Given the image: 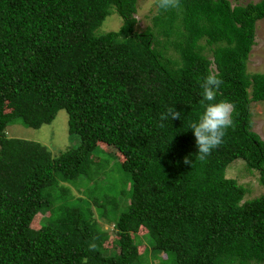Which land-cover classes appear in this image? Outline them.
<instances>
[{"label":"trees","instance_id":"1","mask_svg":"<svg viewBox=\"0 0 264 264\" xmlns=\"http://www.w3.org/2000/svg\"><path fill=\"white\" fill-rule=\"evenodd\" d=\"M137 1L0 0V264H132L140 229L168 257L160 264H264V195L244 200L246 189L225 176L242 160L264 186V141L250 111L264 101V75L246 72L264 0L157 7L152 27L173 35L179 63L156 50L152 28L136 33ZM113 12L120 28L95 35ZM210 70L223 83L202 103ZM221 100L235 106L233 125L201 160L190 124ZM169 107L181 119L161 122ZM61 110L78 145L58 156L5 134L9 124H49ZM100 149L122 159L119 175L73 197L71 186L95 183ZM120 197L129 203L117 215ZM90 200L118 221L117 251L104 248Z\"/></svg>","mask_w":264,"mask_h":264},{"label":"rangeland","instance_id":"2","mask_svg":"<svg viewBox=\"0 0 264 264\" xmlns=\"http://www.w3.org/2000/svg\"><path fill=\"white\" fill-rule=\"evenodd\" d=\"M233 6H244L248 3H257L261 0H229ZM150 0H138L137 1V12L134 17L137 21L135 25L136 33L143 32L146 28H152V32L156 33V30L152 27V18L156 14L157 7L155 6V0H151L152 7L148 8ZM122 18L113 12L105 18L102 24L96 29L95 35H102L107 32L117 31L122 25ZM173 37V35H172ZM172 37H166L163 34L156 33L157 43L155 45L156 50H159L164 60H170L172 62H180V58L175 48L173 47L171 40ZM201 43H204L202 40ZM207 56H210L211 52L207 49L204 51ZM246 72L249 75L263 74L264 75V19L256 23L255 27V38L254 44L251 47L247 63ZM251 119H252V130L259 135L264 141V101L252 102L250 104ZM5 134L10 139H22L26 141H32L43 145L47 148L53 157L60 155L66 150L76 147L78 145V138H71L68 133V114L65 110H61L57 113L54 120L49 123L42 125L37 129L27 128L20 123H14L7 125ZM107 152H112L111 149L105 148ZM100 149L95 154L93 161L96 164L103 165L102 169L97 173L95 183L88 182L87 184L79 185L78 188L71 186V194L75 198H82L83 192L89 187H93L94 184L105 186L111 177H117L119 170L117 163L121 162L122 159L112 153L109 154ZM226 178L234 179L238 185L244 187L247 194L244 200H251L264 195V186L260 182V174L256 170L249 171L245 167L242 160H236L228 166L225 171ZM85 180V179H84ZM82 180V181H84ZM89 188V189H90ZM118 190L121 187L117 188ZM117 210L115 213L119 215L125 206L128 205V198H118ZM94 213L93 218L97 222L99 228H101L106 234V241L104 242V248L106 251L114 252L117 251L116 241V229L118 221L113 218L109 219L100 217L97 214V208L91 200L89 201ZM57 202L55 205H58ZM110 209V206L107 207ZM48 214L40 215L31 224L33 229H38L43 218ZM138 243V255L132 264H160L162 260L169 261L168 257L159 251H155L152 248L151 242H149L146 236V231L140 229L136 235H134ZM108 252V253H109Z\"/></svg>","mask_w":264,"mask_h":264},{"label":"clouds","instance_id":"3","mask_svg":"<svg viewBox=\"0 0 264 264\" xmlns=\"http://www.w3.org/2000/svg\"><path fill=\"white\" fill-rule=\"evenodd\" d=\"M155 6L161 10L167 11L179 8L181 5L180 0H155ZM147 7H152L151 0ZM222 83L223 81L219 77V74L210 70L208 75H206L200 83V87L203 89L202 103L204 101H215L217 91ZM234 110V104L227 100H221L217 103H208L204 112L199 117L198 122L190 124V128L195 137V144L198 148V155L201 160L211 155L212 150L218 148L223 143L227 129L233 125L232 114ZM181 114L182 113L175 108L169 107L165 112L161 113L159 119L161 122L169 118H171V120H178L181 119ZM159 126L163 127L164 124L160 123ZM183 163L188 165L191 163V160L185 157Z\"/></svg>","mask_w":264,"mask_h":264}]
</instances>
